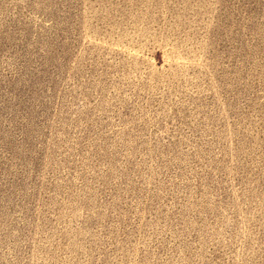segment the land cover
<instances>
[{"label": "rangeland", "instance_id": "1", "mask_svg": "<svg viewBox=\"0 0 264 264\" xmlns=\"http://www.w3.org/2000/svg\"><path fill=\"white\" fill-rule=\"evenodd\" d=\"M0 264H264V0H0Z\"/></svg>", "mask_w": 264, "mask_h": 264}]
</instances>
